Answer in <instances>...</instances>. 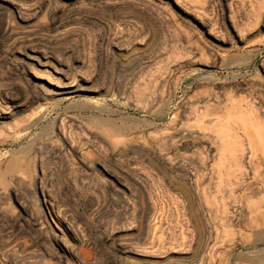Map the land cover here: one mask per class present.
Segmentation results:
<instances>
[{
    "label": "rangeland",
    "instance_id": "rangeland-1",
    "mask_svg": "<svg viewBox=\"0 0 264 264\" xmlns=\"http://www.w3.org/2000/svg\"><path fill=\"white\" fill-rule=\"evenodd\" d=\"M263 145L264 0H0V264H264Z\"/></svg>",
    "mask_w": 264,
    "mask_h": 264
},
{
    "label": "bare ground",
    "instance_id": "bare-ground-1",
    "mask_svg": "<svg viewBox=\"0 0 264 264\" xmlns=\"http://www.w3.org/2000/svg\"><path fill=\"white\" fill-rule=\"evenodd\" d=\"M48 93V92H47ZM58 94H60V92H57ZM249 105H252V103H250ZM249 107V106H248ZM240 108V107H239ZM243 108V107H242ZM250 108V107H249ZM252 108V110L254 109V107H251ZM250 108V109H251ZM246 109V108H245ZM255 110V109H254ZM253 110V111H254ZM249 112H250V110L248 109L247 111H245L244 113L246 114V116H247V114H249ZM255 112H256V110H255ZM255 112L254 113H251L250 112V115L252 114H255ZM243 113V112H242ZM243 113V114H244ZM257 113V112H256ZM231 115V114H230ZM247 116V117H245L244 119H243V117L241 118V119H243L242 120V123H243V126H244V128L243 129H245L246 131L244 132V133H248V135H247V137L249 136V139H250V142H249V145H251V147H253V149H254V147H256V140L258 141V142H261V140H262V143H263V139H261L260 140V138H261V133H259V131L257 130L258 129V127H260V126H258V127H256V126H254L253 127V125L251 124V123H249L250 121H251V117L252 116ZM241 117V116H240ZM248 117H249V120H248ZM226 118V117H225ZM232 119V118H231ZM227 120V119H226ZM222 121V120H221ZM253 122V121H252ZM222 123V122H221ZM224 123V122H223ZM227 124V123H226ZM241 125V124H240ZM221 126H222V124H221ZM224 126V125H223ZM228 127V126H227ZM263 127V126H262ZM224 129H227V128H225V126H224ZM223 130V129H222ZM260 130H262V128H260ZM251 131L253 132V135L251 134ZM223 132V131H222ZM224 133V132H223ZM230 134V133H229ZM224 135V134H223ZM223 135H221V136H223ZM226 136H227V134H225ZM246 136V135H245ZM260 136V137H259ZM228 138V137H227ZM233 138V137H232ZM262 138H263V136H262ZM230 139H231V137H230ZM248 139V140H249ZM222 140H223V138H222ZM225 140V139H224ZM229 141V140H228ZM228 141L225 143V141H224V144H225V146H224V151L227 153L228 152V157L230 156L229 155V153L231 154V157L233 158V156H232V154L235 152L236 153V151H233V150H235L234 148H232L231 146H230V144L228 143ZM232 141V140H231ZM230 141V142H231ZM223 142V141H222ZM239 142V141H238ZM241 142V141H240ZM257 142V143H258ZM239 144V143H238ZM261 144V143H260ZM234 145V144H233ZM242 145V144H241ZM264 146V145H263ZM238 147V146H237ZM250 147V148H251ZM222 148V147H221ZM233 150H232V149ZM241 149V148H240ZM239 149V150H240ZM243 149V148H242ZM252 148L250 149V150H253ZM237 150V149H236ZM238 150V151H239ZM244 150V149H243ZM255 150H256V148H255ZM237 151V152H238ZM241 151V150H240ZM252 152H254V151H252ZM234 153V154H235ZM239 153V152H238ZM237 153V154H238ZM251 154V153H250ZM242 155V154H241ZM256 155V154H255ZM221 156V155H220ZM235 156V155H234ZM224 158V157H223ZM235 159V161L238 163V161H237V159L236 158H233V160ZM227 160V159H226ZM230 161V160H229ZM234 161V162H235ZM226 165V164H225ZM219 166H221V165H219ZM228 168V167H227ZM236 168V167H235ZM240 168V167H239ZM238 169V168H237ZM229 170V169H228ZM236 171V170H235ZM220 174V173H219ZM197 176V175H196ZM188 177V176H187ZM231 177V176H230ZM198 178V177H197ZM199 180V179H198ZM221 180V179H220ZM228 180V179H227ZM181 181H182V179H181ZM196 181H197V179H196ZM233 183V182H232ZM226 184V183H225ZM228 184V183H227ZM226 184V185H227ZM182 186V185H181ZM184 191V190H183ZM226 211V210H225ZM71 231V230H70ZM216 231V230H215ZM63 232V231H62ZM68 233V232H67ZM210 233V232H209ZM59 234V233H58ZM218 234V233H217ZM214 237H216V236H214ZM227 237H228V235H227ZM203 241V240H202ZM216 241V240H215ZM212 244V243H211ZM210 247H211V245H210ZM210 252V251H209ZM213 252V251H212ZM210 254V253H209ZM202 256V255H201ZM203 259V258H202ZM213 259V258H212ZM216 259V258H215ZM249 260V259H248ZM199 262V261H198ZM255 263V262H254ZM199 264V263H198Z\"/></svg>",
    "mask_w": 264,
    "mask_h": 264
}]
</instances>
